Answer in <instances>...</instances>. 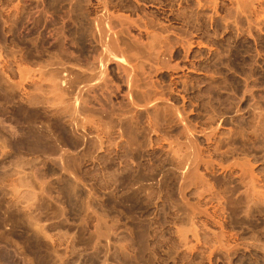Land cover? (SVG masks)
I'll return each instance as SVG.
<instances>
[{"label": "rangeland", "instance_id": "1", "mask_svg": "<svg viewBox=\"0 0 264 264\" xmlns=\"http://www.w3.org/2000/svg\"><path fill=\"white\" fill-rule=\"evenodd\" d=\"M105 1L106 3H109V5H112L110 6L111 12L113 10L116 11V13L112 12L113 15L121 11L119 14L130 16L132 22L133 20L137 21L139 18V21H142V25H140V22L138 23V21L137 25L144 26V29L147 27L145 30L149 32L145 33L144 29V31H142V27H134L136 25L135 21L133 24L127 20V25L132 23L133 25L131 27H133V29L128 28V34H125V28L130 25L124 27V20L122 26L123 29L122 31L120 30V32L119 23L116 22L117 19H115L114 23L116 22L118 25L114 23L113 25L117 26L115 29L118 28L117 31L121 33V36L119 35V37L115 34L119 43H117L114 36L109 34L112 39L114 38L113 42L117 43L115 48L112 46L107 48L105 45L100 47V44L105 40H101V43L99 42V33L96 31L94 32L96 28H92L94 25L91 24V19L93 16H96L97 18V16L100 15L102 11L101 5H103L101 4V0H0V78L1 76H4L0 81V85L2 84V81L4 84L0 86V119L3 117L0 121V143H3V146L0 144V152H6L5 154L3 152L1 153L2 155L0 154V200L2 198L0 203L2 204L3 201L6 203L3 202L2 205L0 204V238L2 237L0 239V264H22L16 260V258L10 263L5 260L3 262L2 256L14 255V251L16 253L15 255H26V257H28L27 255L29 254V258L33 260H30L31 263L29 262L28 264H264V0ZM103 2L104 1H102V3ZM115 5L119 10L114 7ZM98 9L100 10L98 11ZM98 12L100 13L98 14ZM122 17L124 16H120V18ZM143 22H145V25ZM61 30L63 32H61ZM117 31L115 33H117ZM90 32L95 33L94 35L92 34L93 37L97 35L95 37L97 40L92 38ZM62 33L63 37L67 36L66 38L64 37L65 40L64 38L62 39ZM149 34L156 35L154 36L156 37L154 39H157L155 42L156 44L160 43L162 47L160 48L159 45L158 48L162 50V54L165 53L167 60L164 55L160 54L161 52H157L154 54H158V58H156V60H158H155L154 62V54H150V52L147 53V50L150 48H148L151 42L150 38H152ZM157 36L162 37L159 39ZM122 37L128 41H124ZM68 38L70 41H68ZM154 39L152 40L154 41ZM95 41L98 43H95ZM120 41L122 43L125 42L126 44H122ZM141 42L145 46L147 45L148 49L146 48L144 51L143 48H145V46L143 45V47L140 45ZM161 42H163V45ZM63 45H66L68 50L67 47ZM109 45L111 44L108 43V46ZM103 47L105 49H103ZM138 47H140V49ZM61 48H63L65 52L70 50L69 56L72 54V56L74 55L73 58L72 56L70 58L68 53L67 56L65 53L62 54L61 50L63 49ZM156 48L157 46L155 45L154 49L157 51L158 48ZM38 49L40 56L39 54L34 53L35 51L37 52ZM71 49L73 51H71ZM102 49L104 51L110 49L108 53L106 52L108 55L105 54ZM112 49H117V54H120L121 52L125 58L128 56L127 58L129 60L130 54L134 51L131 60L139 62L136 63L138 71L136 76L134 75L136 74V68L133 69L135 67V62L127 59L129 62L134 63L133 68H131L130 66L133 64L127 62L126 59L121 61V64L124 65V67L126 65L128 66L127 68L130 67L129 69L131 71H129V69L126 71L125 69L127 68H124L122 65L119 66L120 62L118 63L117 61L119 59L114 56L116 51L114 53L110 52ZM149 50H151L152 53L153 49ZM127 51L130 52L126 53ZM135 51L137 53L139 51V54L137 55ZM54 52L56 53V56ZM101 54L102 57H104L102 62L105 61L106 65L105 63L103 65L101 62V59H103L99 57ZM134 54L136 56H133ZM148 54H150V56ZM152 55L154 58L151 57ZM52 56L55 60L59 58V61L54 60V63L58 64L55 65L56 67L53 66V64L50 65V67L52 66L59 69L60 72L62 68L59 67V65L63 62V66H60L70 71L67 73L65 72L66 70L63 69L64 71L62 70L60 72V77L67 79L65 80L66 82L61 80L63 83H67L66 85H63L65 90L70 89L69 93L68 91H64V94L68 93V95H72L75 86L77 84L78 86L82 85L81 82L83 80L85 83L89 80L91 81V79L94 81V78H96L95 80L99 79L95 76L99 77L100 74L96 75V73H98L97 71L99 69V71H101V69L104 70L105 66L106 71L104 70V73L106 76L108 75V81L110 80L109 82H106L107 85L110 82H114L110 83L111 88L110 84L107 88L105 87L107 85L104 84L105 78L103 79V83L102 80L100 81L102 78L101 76L99 82L97 80L98 83L94 81L97 85L100 83L98 86H94L95 83L91 81L92 85L95 87L94 91L99 94L92 92L91 90H93V88H90L89 95L91 96L92 93L94 95L96 94L97 98L95 97V99H98V102L101 98L100 104H105V107L109 106L105 109L102 104H98L97 100H90L89 98L92 96L89 97V95V98H83L87 101L90 100V104L93 102L91 105L92 108L93 105L94 108L96 106H101L107 113H110L107 114L104 113V111H99L100 109H96L99 112L97 113L94 108L93 110L90 106H87L89 109L84 110V112H90H85L87 115H85V118H82L84 113L81 112L83 110L82 108L79 115H82L81 118L84 119L83 121L80 120L81 123L83 122V125L87 122L85 121L86 118L89 117V123L96 118L94 117V113L98 114V116H100L99 114L104 116L98 117L95 115L100 120L98 118L94 119V122L90 123L91 128L89 127V123L85 128V124L84 129L86 131H84L87 134L85 132L83 133L87 136L88 142L77 141L78 144H76L77 146L74 148L67 145L65 150L69 149L71 151H66L67 153L63 155L61 153L65 146L58 149L59 147L52 143V137L48 136L49 128L47 131V129H45V127L42 128V126L41 128L37 125H35V127L34 125L33 127L31 126L32 131L36 128L35 132H40V134L43 133L41 138V140L43 139L42 141H37L33 134L30 135L26 133L28 129L27 120L29 115L31 116V113H34L38 120L50 117L51 119L56 118L65 122L70 119L69 112H67V115L63 114L64 117H61L62 114L60 112L57 113V115L55 114V116H52L51 112H49L52 108L44 102H39L43 101L40 98L41 96H39L41 95V92L39 95H37L38 93H35L36 89L40 90L49 80L50 82L51 80L52 82L58 81L57 85H61V83H59V80L61 79L59 78L60 73L58 70L57 73L55 71L56 69L53 70L52 67L51 70L53 71L51 72L49 63L47 62L50 58L53 61ZM146 56H149L150 59ZM14 57L16 58L14 59ZM18 57H21V60H19ZM1 59L5 60L3 61ZM60 59L62 61H60ZM163 60L165 62H162ZM17 61H20L17 64L20 66H24L25 63H28L29 66L25 65L26 68L24 67L25 70L23 69L24 73L29 72V70L27 71V68L29 67L28 69H30V67L33 66L31 68L32 70H30L31 72H29V76L32 75V77L35 78L36 74L35 79H37L41 72V75L43 74V71H41L43 69L39 70L40 68L38 67L43 66L44 68L45 65L46 67L48 66V69L44 70L48 73L46 72L43 74V77L46 76V79H38L39 82L38 80L33 82L31 77H28L30 78L29 82L26 81L25 78L28 73L25 74V78L23 75L17 73L16 69L20 68L19 70L21 71V68L23 67L18 66V68H16L15 65ZM46 62L48 64H46ZM66 62L70 64V66H73V64L75 65L76 63L73 67L79 68L81 71L89 69L88 71H90V73L85 70L87 75L91 74L92 70H95L96 73L95 75L91 74V77L89 75L87 76L86 73H84L85 71L82 72V74L79 69L76 70L73 67H68ZM82 62H84V64ZM7 64H9V66ZM148 66L152 69L148 68ZM35 67L37 68L34 70ZM121 67L126 73L128 71L131 73L134 70V74L132 73L133 76L129 75L130 73H127L128 76H130L128 78V76L125 75L126 73L121 71ZM139 67L144 69H142V71L141 69L138 70ZM14 68L16 69L13 70ZM70 68L74 70L71 72ZM119 69L121 73L118 72ZM33 70L35 72L39 71L40 73H34L32 72ZM149 70L151 71V75ZM13 71L15 76H13ZM77 71L80 73L78 72V75H74L73 72L77 74ZM139 71H148L150 78L153 77L151 81L153 86H155L154 88H157L158 92L160 90V94H162L161 97L164 98L162 99L163 102L160 100L159 104L155 106L146 105L147 108L143 105L145 104L143 103L145 101L142 97L144 96L143 98L145 99L147 96H145L144 93L142 94L143 96L141 95L142 97L139 96L142 91L146 89L145 87H142L143 76L141 77V75L144 73H141L140 75ZM62 72L65 73L63 74ZM30 73L32 74L30 75ZM104 73L102 74L104 75ZM81 74L82 76L80 77ZM148 74L145 73L144 77L145 75L149 76ZM19 75L20 79L21 77L25 79V82L21 79L22 84L20 81L16 80ZM62 75H66L67 77L71 75L69 77L70 79L76 76L84 78L82 80L76 77L74 79L79 81H75L74 79H69V81L66 76L64 78ZM47 76H55L53 78L56 80ZM131 76L132 79L136 77V79H134L137 81L138 78L140 79L141 83H139V81L134 82L133 80L132 82H134V84L138 83L141 87L139 86L137 90H135L136 88L134 89V85H131L134 91L132 93L130 89H127V92L130 90L127 93L126 88H130L128 81H131ZM39 77L41 78L40 75ZM120 77L123 78V80ZM125 77L128 79L127 82ZM12 78L15 79V82L12 81ZM6 80L11 88L15 85L10 83L11 81L14 83L18 82V84L20 83L21 85L19 84L17 86L16 84L18 88H12L14 93L11 92L12 90L8 93L7 90H9L10 87H8V83H5ZM42 81H45L46 83ZM68 81L70 82L69 84ZM71 81H74V83H71ZM105 81L107 80L105 79ZM32 82L36 83V85L39 83V85H37L39 88H37L35 84L33 85ZM41 83H44V85ZM101 83L105 86H102ZM125 83L128 87H126L127 85H125ZM113 84H116L117 86L119 85V88H116L117 86ZM69 85L73 87H71L73 90H71ZM100 85L102 86L100 87L102 91L104 89H109L111 92L115 91V93L111 94L109 90L108 91L111 95H107L106 93H108V91L106 92L105 90L100 93ZM34 86L36 88H34ZM23 88H26V93L25 90L24 92L21 91ZM30 88L34 92L30 90ZM115 88L118 90H115ZM15 90H17L21 97L17 96L18 94ZM28 91L29 94H27ZM135 91L139 92V95H137L138 93L135 95ZM123 92L126 93L122 94ZM10 93L12 95H10ZM30 93L32 94L30 95ZM86 93L87 92L84 93V96ZM101 94H104L106 97L103 96L109 101L107 102V100L105 101V98H102L103 96H99ZM120 94L122 95L120 96ZM126 94H129L128 98H130L131 95V98L128 100L131 104L133 101L137 103V108L134 102L133 104L135 105H132V108L135 106V110L130 108L131 105L127 106V103L129 104L128 101L125 103L128 99L124 98L127 97ZM34 95H36V97ZM68 95L66 94L67 97ZM94 95L92 97L93 99ZM123 95L125 96L123 97ZM22 96H25V98ZM29 96L32 97L30 98ZM108 96L111 99H109ZM81 97L80 101L81 99L82 101H85ZM21 98H23L25 102ZM14 100H17V102ZM94 101L97 103H94ZM138 101H141V103ZM160 103H162L163 106ZM7 104H10L11 106H9L11 108ZM43 104L46 105V107ZM90 104L88 103V105ZM15 105H18V107ZM36 105H39L40 107H36ZM110 105H112V108ZM2 107L5 108L3 109ZM118 108L121 111H119ZM107 109H109V111ZM22 112H25L26 114H22ZM59 114L61 115L59 116ZM117 114H120V116ZM125 114L127 116H130L131 114L133 115L127 117ZM11 115L13 119H11ZM116 115L117 117L123 118V121L121 118V123H119L120 119L116 118ZM24 116H26L27 119ZM91 117H93L92 120L90 119ZM64 118L67 120H64ZM95 120L96 122L99 121V123H95ZM4 121L7 124L14 125L18 129V135L16 137H11V135L8 134L9 132L6 131L7 129H3V127L7 125ZM94 123L95 127L96 124H98V132H96V129L93 126ZM23 124H25V126H23ZM81 125L82 124L78 126V131L80 133L83 131V128H80L82 127ZM105 127H110V130L108 129L109 132L113 131L111 135L108 134L110 137L102 134L103 131H106L104 130L106 129ZM119 129L124 132H119ZM184 130L186 133H184ZM3 131L6 132L4 133ZM96 133L99 135H96ZM105 133L107 134V131ZM44 134L47 135L45 136ZM119 134L124 135H122V137ZM127 134H129L128 137L125 136ZM92 135L93 137H89ZM102 135H104V137ZM129 136L131 137L129 138ZM45 137H49L50 139L47 140ZM190 138L191 140H189ZM14 139H16V141ZM39 143L41 146H37ZM42 143L44 147L42 146ZM52 149L56 150L53 151ZM74 150H76V152H74L75 155L72 153ZM44 153L46 155L48 153L47 156L49 157L53 155V157L51 156V159L49 160V157ZM71 153L74 155L73 157L71 156ZM191 154H193V156L197 155L201 160L198 161L199 165L196 168V172L192 173L193 171H190L191 173L188 172L190 175L188 174V176L186 174L187 177L185 175V178L182 179L180 176L183 177L185 171L190 168L185 167H187V164L192 162L196 157L192 158ZM24 155L27 157V163H25L26 161H23V158L25 160ZM27 155L29 157L30 155H33L31 156L32 158H30L34 159V161ZM57 155L63 156L61 159L62 161L64 159V161L62 162L60 160V163L62 162L61 164L66 161L68 156H71L63 166L67 168L71 167V173H75V176L79 175L78 178H81V180H78V178L76 180L77 182L79 181V183L74 182L75 179L72 181V174L70 180L67 175L69 172L66 174L64 169V174H61L62 169H60L59 162H56L57 159H55ZM44 157L47 160L46 162ZM52 158L56 161L52 160ZM21 161H23V163ZM66 163H68V166L70 164V166L68 167ZM182 163H186V166L183 164V168L180 167ZM34 164L35 166H33ZM44 164L45 166H42ZM57 164L59 166H57ZM179 164L181 165L179 166ZM32 166L34 168H37L38 166L39 171L38 168L34 169ZM40 166L43 167H41V171ZM1 168H3L4 171ZM51 168L55 170V176L57 174V176L59 177L60 175V177L58 178L56 176L54 178V176H52L50 177L51 181H48L49 177H46V173L47 176L54 175L52 172L53 169ZM179 168H181V171ZM184 168L186 169L185 171H183ZM29 169H31V171ZM33 170L38 171L36 174H41L39 176L41 178H38V176L34 177V174L31 173ZM28 171H30L29 174ZM43 171H45L44 174L42 173ZM12 172H15V174L18 172L22 174L18 173V176L16 174V179L14 177L15 174L13 175ZM30 173L33 176H31L32 179L29 176L31 175ZM9 174L12 176L11 178L13 182H9L11 180ZM20 175L22 177H19ZM7 176H9V180H6L8 179ZM42 177L48 179L47 181L50 183L44 181ZM21 178L25 180V182ZM40 179L44 181V184L45 182L47 184L44 186ZM184 179H187L188 181H185ZM37 180L41 181L40 184L45 187V193L48 192L47 189H50V192L53 194L52 201L55 199L58 204L64 202L65 204L62 203L63 207H66L61 209L62 204H59L58 206L56 203H51V198H47L48 196L46 197V195L52 196L49 192V194L47 193L45 196L42 195L44 194V189H42L39 184L38 186L41 187V189H38L39 187L36 184L38 182ZM85 180L88 183L85 182ZM1 181H3L2 184ZM17 181H19V183H17ZM53 181L55 182V185ZM59 181L61 184H59ZM80 181L85 182V189L82 183L80 184ZM179 181L180 183L182 182L185 188L181 186L182 184H179ZM6 182H9L7 184L10 186H18V184H20V186L23 185V187H21L23 191H20L21 188L18 190L16 189L19 187L14 186V190L12 188L13 191L16 189L17 193L19 191L20 194L18 193V195H20L22 200H19L17 193L13 195L10 194L12 192H8L11 190L10 188L12 186L7 187ZM15 183H17V185ZM25 183L32 190L28 189ZM76 183L80 184L78 187L81 189L80 191H78V188L76 190L75 186H78ZM3 184L4 186H1ZM50 185H54L52 186V189L51 187H48ZM5 187L10 190L5 189ZM53 187H55V189ZM26 188L29 191H27ZM53 190L59 191L60 194ZM85 190H89L90 193ZM22 192L23 194H21ZM36 192H40L38 193L39 195L36 194ZM56 193H58L59 196L61 195L59 197L60 199L57 198L60 201L56 199ZM74 193H76V195H73ZM8 194L13 195V198L9 195L10 198ZM25 195L27 198L29 196L31 197L27 200ZM14 196H16L15 199ZM33 196L37 198L32 202L31 200H33ZM39 196H41L40 199ZM76 196L77 198H75ZM17 198L18 200H16ZM37 199L39 202L36 201ZM41 199L43 201L45 200L44 203H46V205ZM26 200L30 202L26 204ZM7 201L10 203L7 204ZM22 202L26 205L34 203L31 206L28 205V209L29 206L32 207L29 210L27 209L29 212L25 213L27 207L24 208L25 206H23L24 203ZM35 202L37 207L35 206ZM38 203H43L44 205H38ZM10 204L13 205L11 206ZM17 204L23 205H21L22 207L18 205L17 208L19 209H17ZM85 204L89 206H86ZM55 205H57V207L61 206L58 208L59 210L56 209ZM38 206L40 207L38 208ZM51 207L54 208L52 209ZM11 208L12 211H9ZM23 208L25 210L24 212H22ZM86 208H88L87 214L84 213ZM5 209V213H9L8 216L3 213ZM31 209L33 210L31 213L32 215L34 214V217L29 215ZM17 210L19 211L18 213H16ZM26 214L30 216L27 215L29 220L31 217L33 219L36 217L35 220H33L34 224L28 222L29 220L28 217L25 216ZM10 216L12 217L10 218ZM23 216L26 218H23ZM7 220L8 222L10 220L13 222L15 221V223L10 221L9 224ZM3 222L4 224H2ZM13 224L16 228L19 227V229L13 227ZM28 225L29 227H27ZM11 230H13V233ZM8 231H10V233ZM2 239L4 241H2ZM8 248H12V250L9 249L8 251Z\"/></svg>", "mask_w": 264, "mask_h": 264}, {"label": "bare ground", "instance_id": "2", "mask_svg": "<svg viewBox=\"0 0 264 264\" xmlns=\"http://www.w3.org/2000/svg\"><path fill=\"white\" fill-rule=\"evenodd\" d=\"M96 1H97V0H96ZM102 1H104V2L102 3ZM134 1H135V0H134ZM99 2H100V1H99ZM107 2H109V1H107ZM112 2H113V1H112ZM112 2H111V4H112ZM97 4H100V3H97ZM97 4H96V5H97ZM101 4H103V5H101V6H102V11H103V12L101 11L102 15H101L100 12H98V14L100 13V15L97 14V15H98L97 18L100 17V18H98V19L96 18V16H95V17L93 16L94 19H93V18H92L93 20L91 19V21H92L91 24H93L94 26H92V25H91V26H92V28H93V27L96 28V30H94V32L96 31V32L99 33V34H98V38H99L98 40H99V42L101 43V42H102L101 40H105V41H103L104 44H103V43H101V44L99 43V44L101 45L100 47H102L103 45H105L107 48L110 47V46H112V47L115 48V46L117 45V43H119V40L117 41V37H119V35L121 36V33H120V32H121L122 29H123V28H122L123 23L125 22V25H124V27H125V26L127 25L128 21H129V22H132V18H131L130 16H126V15H124V14H121V15H120L119 13H120L121 11H120L119 13H117V14L120 15V16H124V17L120 18V16H118L117 14H114V15H113L112 12H115V13H116V11L113 10V11L111 12V11H110V10H111V9H110V6H112V5H109V3H106L105 0H101ZM118 4H119V3H118ZM98 6H99V5H98ZM119 6H120V5H119ZM119 6H117V7H119ZM114 7L116 8V5H115ZM124 7H125V6H124ZM124 7H123V8H124ZM119 8H120V7H119ZM112 9H114V8H112ZM116 9H118V8H116ZM116 9H115V10H116ZM124 9H125V8H124ZM124 9H123V10H124ZM127 9H128V8H127ZM99 10H100V9H98V11H99ZM118 10H119V9H118ZM118 10H117V11H118ZM123 10H122V11H123ZM127 12H128V11H127ZM122 13H123V12H122ZM129 13H130V12H129ZM129 13H128V14H129ZM103 14H104V15H103ZM101 16H102V17H101ZM125 16H126V17H125ZM90 17H91V16H90ZM128 17H129V18H128ZM88 18H89V17H88ZM127 18H128V19H127ZM136 18H138V17H136ZM136 18H135V19H136ZM115 19H117L116 22L119 23V27H120V28H119V31L121 30L120 32L117 31L118 28L115 29V27H117V26L113 25ZM130 19H131V20H130ZM47 20H48V19H47ZM86 20H87V19H86ZM124 20H125V21H124ZM127 20H128V21H127ZM139 20H140V19L138 18V20H137L138 23L140 22L139 24L142 25V23H141L142 21H139ZM93 21H94V23H93ZM123 21H124V22H123ZM134 21L136 22V25H135L134 27H138L139 25H137L138 23H137L136 20H133L132 23L134 24V23H135ZM26 22H27V20H26ZM63 22H64V21H63ZM116 22H115L114 24H117ZM132 23H129V24L127 25V26L130 25L129 27L126 26L127 28H125V29H126L125 34L128 32L129 29H131V28L133 29V27H131V26L133 25ZM143 23H144V25H145V22H143ZM146 23H148V22H146ZM117 25H118V24H117ZM147 25H148V24H147ZM63 27H64V26H63ZM141 27H142V26H139L138 28H141ZM148 27H149V26H148ZM59 28H60V27H59ZM92 28H90V29H92ZM112 28H113L115 31H114ZM128 28H129V29H128ZM138 28H137V30H138ZM57 29H58V28H57ZM110 29H111V31L114 32V33H112V32L110 31ZM127 29H128V30H127ZM143 29H144V26H143L142 29H141L142 31H144L145 29H147V27H146L144 30H143ZM58 30H59V29H58ZM63 30H64V29H63ZM139 30H140V29H139ZM141 30H140V31H141ZM55 31H56V30H55ZM89 31H92V30H89ZM116 31H117V33H115ZM123 31H124V30H123ZM61 32H63V31L61 30ZM94 32H93V33L90 32V34H91V36H92L93 39H95V37L97 36V35H95V37H93V35L95 34ZM129 32H130V31H129ZM146 32H147V30H145V33H146ZM148 32H149V31H148ZM148 32H147V33H148ZM87 33H89V32H87ZM87 33H86V35H87ZM101 33H102V35H101ZM118 33H119V34H118ZM137 33H138V32H137ZM65 34H66V32H65ZM92 34H93V35H92ZM109 34H111V35L114 36V37L117 35V37H115V40L117 41V43H116V42H113L114 38L112 39V38L110 37ZM115 34H116V35H115ZM127 34H128V33H127ZM139 34H140V33H139ZM122 35H124V34H122ZM147 35H148V34H147ZM149 35H150V37H152V38H150V39H151V40H150L151 42L149 41V42H150V46H148V48L150 47L149 49H153V50H152V53H151V50H149V49L147 48V45L145 46V45L142 44V42H141L140 45H142V46L144 45V46H145V48H143V50L145 51L146 48H147V49L149 50V51L147 50V53L150 52V54H154V53L156 54L157 52H161L162 50H160V48H161L162 46L160 45V43H159V44H156L155 41H156L157 39H156V40L154 39V38H156V37H154V36H156V35H155V34H154V35H153V34H149ZM151 35H153V36H151ZM61 36H62V39L65 37V36L63 37V33H62ZM91 36H90V37H91ZM66 37H67V36H66ZM66 37H65V38H66ZM126 37H127V36H126ZM136 37H137V36H136ZM139 37H140V36H139ZM146 37H147V36H146ZM161 37H162V36H161ZM161 37H160V36H157V38H159V39H161ZM164 37H165V36H164ZM59 38H60V37H59ZM65 38H64V40H65ZM122 38L124 39V37H122ZM131 38H132V37H131ZM40 39H41V38H40ZM126 39H127V38H126ZM134 39H135V38H134ZM138 39H139V38H138ZM152 39H154V41H153ZM159 39H158V40H159ZM95 40H97V38H96ZM121 40H122V39H121ZM129 40H131V39H129ZM135 40H136V39H135ZM148 40H149V39H148ZM163 40H164V39H163ZM165 40H166V38H165ZM68 41H70L69 38H68ZM109 41H110V42H109ZM111 41H112V42H111ZM124 41H128V40H125V39H124ZM93 42H94V41H93ZM120 42H121V41H120ZM122 42H123V40H122ZM122 42H121V43H122ZM129 42H130V41H129ZM129 42H128V43H129ZM135 42H136V41H135ZM152 42H153V43H152ZM154 42H155V43H154ZM163 42L166 43L165 41H163ZM163 42H161V44H162ZM95 43H98V42L95 41ZM108 43L111 44V45L108 46ZM121 43H120V45H121ZM137 43H138V42H137ZM157 43H158V42H157ZM32 44H34V43H32ZM59 44H60V43H59ZM113 44H114V45H113ZM122 44H126V43L124 42V43H122ZM131 44H132V43H131ZM145 44H147V43H145ZM153 44H154V45H153ZM132 45H133V44H132ZM135 45H136V44H135ZM140 45H139V46H140ZM155 45L157 46V48H158L159 45H160V48H158L157 51L154 49V48H155ZM162 45H163V44H162ZM41 46H42V45H41ZM63 46H66V45H63ZM105 46H104V47H105ZM125 46H126V45H125ZM133 46H134V45H133ZM144 46H143V47H144ZM39 47H40V46H39ZM39 47H38V48H39ZM66 47H67V46H66ZM104 47H103V49L106 48V47H105V48H104ZM112 47H111V48H112ZM140 47H141V46H140ZM140 47H138V48L140 49ZM21 48H22V47H21ZM64 48H65V47H64ZM135 48H136V46H135ZM138 48H137V50H138ZM157 48H156V49H157ZM58 49H59V47H58ZM58 49H57V50H58ZM61 49H63V48H61ZM61 49H60V50H61ZM97 49H98V48H97ZM103 49H102V51H104ZM16 50H17V49H16ZM31 50H32V49H31ZM31 50H30V51H31ZM63 50H64V49H63ZM63 50H61V51H62V54L65 53L66 56H67V53H68V56H69V52H70V50H69L68 52H65L66 48H65L64 51H63ZM67 50H68V47H67ZM67 50H66V51H67ZM109 50H110V49H108V51H109ZM121 50H125V49H121ZM121 50H120V51H121ZM126 50H127V49H126ZM137 50H136V51H137ZM159 50H160V51H159ZM14 51H15V50H14ZM18 51H19V50H18ZM34 51H35V50H34ZM58 51H59V50H58ZM71 51H73V50L71 49ZM100 51H101V50H100ZM102 51H101V52H102ZM108 51L105 50V51H104L105 54H107ZM115 51H116V54H117V52H118L117 49H116V50H115V49H112V51H110V52H111V53H112V52L114 53ZM120 51H119V52H120ZM136 51H135V52H136ZM37 52H38V53H37ZM37 52L35 51L34 53L39 54V53H40V52H39V49H38ZM42 52H43V51H42ZM106 52H107V53H106ZM123 52H124V51H123ZM129 52H130V51H127L126 53H129ZM21 53H22V52H21ZM48 53H49V52H48ZM54 53H55V52H54ZM133 53H134V51H133ZM133 53H132V54H133ZM65 54H64V55H65ZM70 54H71V53H70ZM116 54H115L114 56H115L116 58L119 59V60H117V61H118V63L120 62L119 66H121V65H122V64H121V63H122L121 61H124V59L127 60V59H128V58H127L128 56L125 58L121 52H120V54H119V53H118L117 55H116ZM132 54H130V56H129V58H130V60L128 59L129 61H132V60H131V59H132V58H131ZM136 54L138 55V54H139V51H138V53L136 52ZM150 54H148V55L150 56ZM155 54H154V57H155V58L153 57V55L151 56L152 58H154V62H155L156 58H158V57H157L158 54H157V55H155ZM160 54H162V52H161ZM50 55H51V54H50ZM59 55H60V54H59ZM97 55H98V54H97ZM107 55H108V54H107ZM110 55H111V54H110ZM110 55H109V56H110ZM112 55H113V54H112ZM162 55L165 56V53L162 54ZM162 55H161V56H162ZM12 56H13V54H12ZM19 56H21V55H19ZM34 56H35V55H34ZM39 56H40V54H39ZM48 56H49V55H48ZM55 56H56V53H55ZM55 56H54V57H55ZM71 56H72V54H71L69 57L71 58ZM73 56H74V55H73ZM73 56H72V58H73ZM109 56H108V57H109ZM133 56H136V55L134 54ZM149 56H146V57H149ZM164 56H163V57H164ZM25 57H26V56H25ZM25 57H24V58H25ZM46 57H47V56H46ZM57 57H58V56H57ZM64 57H65V56H64ZM75 57H76V56H75ZM99 57L103 58V59H101V62H102V60H104V57H102V54L99 55ZM105 57H106V56H105ZM111 57H112V56H111ZM115 57H114V58H115ZM122 57H124V58H122ZM137 57H138V56H137ZM8 58H9V57H8ZM12 58H13V57H12ZM15 58H16V57H14V59H15ZM18 58H19V57H18ZM20 58H21V57H20ZM20 58H19V60H21ZM40 58H41V57H40ZM49 58H50V57H49ZM52 58H53V56H52ZM65 58H66V57H65ZM65 58H64V59H65ZM67 58H68V57H67ZM70 58H69V59H70ZM88 58H89V57H88ZM116 58H115V59H116ZM152 58H151V59H152ZM160 58H161V59H164V58H162V57H160ZM168 58H169V57H168ZM22 59H23V57H22ZM30 59H31V58H30ZM43 59H45V58H43ZM50 59H51V58H50ZM50 59H49V61H50ZM58 59H59V58H58ZM58 59L55 60V59L53 58V61H52V59H51L50 62L47 61V62L49 63V68H50V70H51V67H52V66L50 67V65L53 64V66H55L56 64H58V63H56V64L54 63V60H55V61H59ZM143 59H144V58H143ZM146 59H147V58H146ZM149 59H150V57H149ZM161 59H160V61H161ZM165 59H166V56H165ZM165 59H164V60H165ZM1 60H3V59H1ZM4 60H5V59H4ZM4 60H3V61H4ZM6 60H7V59H6ZM8 60H10V59H8ZM16 60H17V59H16ZM45 60H47V59H45ZM45 60H44V61H45ZM71 60H73V59H71ZM71 60H70V62H71ZM86 60H87V59H86ZM88 60H89V59H88ZM95 60H96V59H95ZM128 60H127V62H129ZM136 60H137V59H136ZM157 60H158V59H157ZM157 60H156V61H157ZM164 60H163L162 62H165ZM166 60H167V59H166ZM22 61H23V60H22ZM29 61H30V60H29ZM31 61H33V60H31ZM36 61H38V60H36ZM60 61H62V60L60 59ZM97 61H99V60H97ZM114 61H115V60H114ZM19 62H20V61H19ZM19 62L17 61L16 65H15L16 68H18V66H19V67H22V66H23V65H22V66L17 65ZM24 62H25V61H24ZM47 62H46V64H48ZM52 62H53V63H52ZM86 62H87V61H86ZM132 62H135V61H132ZM132 62H129V63L133 64L132 66H130L131 68H133V66H134V63H132ZM4 63H5V62H4ZM38 63H39V62H38ZM43 63H45V62H43ZM50 63H51V64H50ZM62 63H63V62H62ZM62 63H60V65H62ZM64 63H65V62H64ZM66 63H67V62H66ZM82 63L84 64V62H82ZM87 63H88V62H87ZM87 63H86V64H87ZM90 63H91V62H90ZM94 63H96V62H94ZM102 63H103V65H104L105 61L102 62ZM115 63H117V62H115ZM136 63H139V62L136 61V62H135V67L133 68V69L136 68V69H135V71H136L135 73H136V74H134V70H133V72L130 73V72H129V71H131V70L129 69L130 67L127 68V67H128L127 65H126L125 67H124V65H122V66H123L124 68H127V69H125L126 71L129 69V71L127 72L128 74L130 73L129 75H132V76H133V74H134V75L136 76L137 73H138V71H137V67H136ZM157 63H158V62H157ZM159 63H160V62H159ZM167 63H168V62H167ZM10 64H11V63H10ZM67 64H68V63H67ZM67 64H66V65H67ZM79 64H80V62H79ZM4 65H5V64H4ZM7 65L9 66V64H7ZM25 65H28V63H27V64L25 63ZM25 65L21 68V69H22L21 71L19 70L20 68H18V69L14 68L13 70L16 69V70H17V73L23 75L24 78L27 76L25 79H26V81H28V82H29V79H30V78H28V77H31V80H32L33 82H36V80H38V79H39V80H40V79H41V80H44V78H45L46 76L43 77V74H45V73L47 72V71H44V70H45V69L47 70V69H48V66L46 67L45 64H44V65H45L44 68H43V66H40V65H39L40 67L37 66L38 68H40L39 70L43 69V70H41V71H43V74H42V75H41L42 72L40 73L39 71H38V72H35V71H34V70L37 68V67H35L34 70H33L32 72H34V73H40L39 75L41 76V78H40L39 75H38L37 79H35V78H36V74H35V78L32 77V75H31L32 73H30L31 76H29V72H31L30 70H32L31 68H32L33 66L30 67V69H28V68H29V67H28L29 65H28V66H27V67H28V68H27V71L29 70V72H25V73H24V70H25V68H26ZM42 65H43V64H42ZM60 65H59V67H61L62 70H63V69L66 70L65 68L62 67L63 65H62V66H60ZM75 65H76V63H75ZM75 65L73 64V66H75ZM99 65H100V62H99ZM105 65H106V63H105ZM137 65H140V64H137ZM161 65H162V64H161ZM165 65H166V64H165ZM57 66H58V65H57ZM67 66L69 67L70 64H68ZM73 66L71 65L70 67L72 68ZM82 66H83V65H82ZM86 66H87V65H86ZM117 66H118V64H117ZM119 66H118V67H119ZM1 67H3V66H1ZM6 67H7V66H6ZM24 67H25V68H24ZM41 67H42V68H41ZM45 67H46V68H45ZM55 67H56V66H55ZM59 67H57V68H59ZM76 67H77V66H76ZM78 67H79V66H78ZM93 67H94V66H93ZM103 67H104V66H103ZM105 67H106V66H105ZM105 67H104V70L106 71ZM52 68H53V70L56 69V68H54V67H52ZM66 68H67V67H66ZM71 68H70V69H71ZM73 68H75V67H73ZM80 68H82V67H80ZM85 68H86V67H85ZM87 68H88V67H87ZM96 68H97V67H96ZM99 68H101V67H99ZM99 68H98V69H99ZM121 68H122V67H121ZM148 68H151V67L148 66ZM148 68H147V69H148ZM2 69H3V68H2ZM9 69H10V68H9ZM23 69H24V70H23ZM68 69H69V68H68ZM75 69L77 70V69H79V68H75ZM91 69H93V68H91ZM140 69H141V68L139 67L138 70H140ZM142 69H144V68H142ZM142 69H141V71H142ZM145 69H146V68H145ZM151 69H152V68H151ZM155 69H156V68H155ZM7 70H8V69H7ZM10 70H11V69H10ZM53 70H51V72H52ZM57 70H58V72H59V69H56L55 71L57 72ZM62 70H61V71H62ZM64 70H63V71H64ZM72 70H74V69H71V72H72ZM85 70L88 71L89 69H84V70H82V71L79 69V71H80L81 73L84 72ZM99 70H100V69H99ZM99 70L97 71L98 73H96L95 70H92V73H91V74H92V75H93V74L95 75V73H96V75H99V74H100V76H101L102 78H101L100 76H99V77H98V76H95V77H97V78H99V79L101 78L100 81L102 80V83H103V79L105 78L107 81H105V79H104V84L107 85L106 82H109V81H110V80L108 81V75H107V76L105 75L104 70H102V69H101V71H99ZM107 70H108V69H107ZM18 71H19V72H18ZM48 71H49V70H48ZM61 71H60V72H61ZM68 71H69V70H66L65 72L68 73ZM79 71H77V74H75V72H73V74H74V75H78V72H79ZM93 71H94V72H93ZM102 71H103V72H102ZM121 71H124L123 68L121 69ZM126 71H124V72L126 73ZM149 71H150V70H149ZM20 72H22V73H20ZM58 72H57V73H58ZM60 72H59V73H60ZM65 72H64V73H65ZM69 72H70V71H69ZM80 72H79V73H80ZM118 72H120V69L118 70ZM139 72H140V71H139ZM2 73H3V72H2ZM15 73H16V72H15ZM23 73H24V74H23ZM26 73H28V74H26ZM34 73H33V76H34ZM47 73H48V72H47ZM49 73H50V72H49ZM62 73H63V72H62ZM64 73H63V74H64ZM67 73H66V75H67ZM84 73H86V75H87V72H86V71H85ZM88 73H90V71H88ZM102 73H104V75H105L106 77H105ZM120 73H121V72H120ZM120 73H119V74H120ZM125 73H124V74H125ZM127 73L125 74L126 76H128ZM132 73H133V74H132ZM141 73H144V74L147 73V74H148V71H147V72H140V75H141ZM149 73H150V75H151V71H150ZM154 73H155V72H154ZM7 74H8V73H7ZM10 74H11V73H10ZM25 74H26V76H25ZM50 74H51V73H50ZM53 74H54V72H53ZM69 74H70V73H69ZM73 74H72V75H73ZM82 74H83V73H82ZM82 74L80 75V77L82 76ZM91 74H88V75L91 77V76H92ZM106 74H107V72H106ZM144 74L141 75V77L143 76V77H142V87H145L146 89L143 90V89L140 88L141 90H143L142 93L140 92L141 94L139 95V92L135 91V92H136L135 95L138 93L137 95L141 96V95L144 93V95L147 96V97H145V99H144V98H143L144 96H143V95H142L143 97L141 96L142 99L145 101V102H143V103H145V104H143V105H144L145 107H146V105H147V106H155V105L159 104L160 100H161V102H163L162 99H164V98L161 97L162 94H160V90H159V92H158V91H157V88L155 89V88H154L155 86H153V83H152V81H151V79L153 78V77H152V76H153V73H152V76H151L152 78H150V75H149V74H148L149 76H146V75H145V77H144ZM1 75H3V74H1ZM4 75H5V74H4ZM51 75H52V74H51ZM56 75H59V74H56ZM66 75H62V76H64V78H65ZM74 75H73V76H74ZM84 75H85V74H84ZM88 75H87V76H88ZM125 75H124V76H125ZM13 76H15V75H14V71H13ZM60 76H61V73H60V75H59V78H61L60 80L57 78L58 76H57L56 78L60 81L59 83H61V85H60V84L57 85V82H58V81H56V82H52V80H51V82H50V80H49L48 83H46L45 81H42V82L46 83V85L43 86V87H41L40 90H42V91H40L39 89H36V92H35V93H36V94L38 93L37 95H39V93L41 92V95H39V96H41L40 98H41L43 101H39V102H44V103L48 104L49 107L52 108V109L50 108V109H51L50 111L48 110L49 112H51L52 116H55V114L57 115V113L60 112L62 115L59 114V116L61 115V117H64V115H67V112H69V114H70V116H69L70 119H69L68 121H65V122H64V121H61L60 119H56V118H52V119H51L50 117H49V118H46V119H40V120H38V119L36 118L35 114H34V113H31V116L28 114V115H29L28 120H27V123H28V124H27V125H28V129H27V132H26V133H28V134H30V135L33 134V136H35V138L37 139V141H42L43 139L41 140V138H42L43 133L40 134V132H35L36 128H35L34 131H32L31 126L33 127V125H34V127H35V125H37V126H39V128H41V126H42V128L45 127V129H47V131H48V128H49V135H48V136H51V137H52V138H51V139H53V142H52V143H54L57 147H59L58 149H61L62 146H65V148L62 149V153H61V154L63 155V154H66L68 151H71V150H69V149L65 150L67 145H70L71 147L74 148L75 146H77L76 144H78L77 141H87V142H88V138H87V136H85V134H84L83 132L86 131V130L84 129V126H85V124H86L85 128L87 127V124L89 123V119H88L89 117L87 116L88 118L85 119V121H87V122H86L84 125H83V122H82V123L80 122V120L83 121L84 119H82V118H83V117L85 118V115H87V114H85L86 111L84 112V110L89 109V108H87V106H90V107L92 108L91 105L93 104V102H92V104H90V102H91L90 100H91V99H92V100H95V101L97 100V102H98V99H95V97L97 98V95H96V94H95V95H96V96H95V95L92 93V94L94 95V99L92 98V97H93L92 94H91L92 97L89 95V94H90L89 89H90V88H93V90H91V89H90V90H91L92 92H94V93H98V92L94 91V88H95L94 86H95V85L98 86L100 83L97 85V83L99 82V79H97V80H98V82H97V80H95L96 78H94V81L97 82V83H95V82L92 81V79H91V81L95 83L94 86H93V85H92V82L88 79L87 76H86V78H87L89 81H88V82H85V83L83 82V81H84V80H83L84 77L80 78V77H77V76H76L77 78H80V79L83 80V81L81 82L82 85L78 86V84H77V85L75 86V88H74V92H73V94H72V95H71V94L68 95L70 89H69V90H67V89L65 90V87H64L63 85H66L67 83H63V82H62V81L66 82L65 80H67V79H63V77H60ZM70 76H71V75H70ZM70 76H68V77L66 76V78H68V80H69V79H70V78H69ZM124 76H123V77H124ZM132 76H131V81H128V79L125 77V78L127 79L126 82L128 81V82H129L128 84H129V86H130V88H126V92H127V89H130L131 92L133 93L134 90H133V88L131 87V85H132V86L134 85V89L136 88L135 90H137V88L140 86V85H138V83H135V84H134V82H136L137 80H135L136 77H134L135 79H134V78L132 79ZM8 77H9V76H8ZM19 77H20V75L18 76V78H19ZM47 77H49V76H47ZM50 77H51V79H52V78L55 77V76H53V77L50 76ZM50 77H49V78H50ZM76 77H74V78H76ZM90 77H89V78H90ZM121 77H122V76H121ZM121 77H120V78H121ZM129 77H130V76H128V78H129ZM138 77H139V75H138ZM138 77H137V78H138ZM1 78L3 79L4 76H1ZM1 78H0V81L2 80ZM6 78H7V77H6ZM18 78H16V80H17V81H20L21 84H22V80H24L23 82H25V79H23L22 77H21L22 80H21L20 78H19V79H20V80H19ZM42 78H43V79H42ZM49 78H48V79H49ZM74 78H71L70 80H73ZM139 78H140V77H139ZM139 78H138V81H139V83H141ZM7 79H8V78H7ZM12 79H13V78H12ZM45 79H46V78H45ZM48 79H47V80H48ZM121 79L123 80V78H121ZM9 80H10V79H9ZM9 80H8V81H9ZM14 80H15V79H13L12 81H14ZM31 80H30V81H31ZM34 80H35V81H34ZM39 80H38V82H39ZM53 80H56V79L53 78ZM61 80H62V81H61ZM70 80H69V81H70ZM74 80H75V81H79V80H76V79H74ZM132 80H133L134 82H132ZM12 81H11L10 83L15 84V85H13V86L11 85L12 88L17 89V88H18L17 86H18L20 83L18 84L17 81H16L17 83H14L15 81H14V82H12ZM69 81H68V84L70 83ZM80 81H81V80H80ZM138 81H137V82H138ZM33 82H32V84H33V85H34V84L36 85V83H33ZM38 82H37V83H38ZM40 82H41V81H40ZM49 82H50V83H49ZM89 82H91V83H89ZM122 82H124V81H122ZM0 83H1V82H0ZM5 83H6V84L8 83L7 80H6ZM44 83H41V84L44 85ZM71 83H74V81H73V82L71 81ZM76 83H77V82H76ZM76 83H75V84H76ZM81 83H79V84H81ZM102 83H101V85H102V86H105V85H103ZM110 83H114V82H110ZM110 83H109V84H110ZM131 83H132V84H131ZM2 84H3V81H2ZM2 84H1L0 86H2ZM16 84H17V86H16ZM21 84H20V85H21ZM23 84H24V83H23ZM27 84H28V83H27ZM75 84H74V85H75ZM109 84H108L107 86H105V87L108 88ZM3 85H4V84H3ZM8 85H9V83H8ZM37 85H39V83H38ZM37 85H36V86H37ZM71 85H72V84H71ZM101 85L99 86V88L102 87ZM113 85H116V84H113ZM113 85H112V86H113ZM125 85H127V84L125 83ZM6 86H7V85H6ZM14 86H15V87H14ZM23 86H24V85H23ZM31 86H32V85H31ZM116 86H117V85H116ZM3 87H4V86H3ZM8 87H10V85H9ZM69 87L71 88L72 86L69 85ZM126 87H128V85H127ZM140 87H141V86H140ZM10 88H11V87H10ZM10 88H9V90H7L8 93H9L10 90H12V88H11V89H10ZM19 88H21V87H19ZM34 88H36V87L34 86ZM34 88H33V89H34ZM37 88H39V87L37 86ZM67 88H68V87H67ZM72 88H73V87H72ZM72 88H71V90H73ZM96 88H98V87H96ZM110 88H111V84H110ZM116 88H119V85H118ZM116 88H115V90H118V89H116ZM6 89H7V88H6ZM25 89H26V88H23V90H21V89H20V90L24 92ZM30 90H32V89L30 88ZM30 90H29V91H30ZM37 90H38V91H37ZM95 90H96V89H95ZM97 90H98V89H97ZM99 90H101L100 93H102V92H104L105 89L102 91V89L100 88ZM108 90H109V89H107V90H105V91L107 92ZM119 90H120V89H119ZM130 90H129V91H130ZM5 91H6V90H5ZM15 91L17 92V90H15ZM18 91H19V89H18ZM29 91H28L27 94H29ZM32 91H33V90H32ZM32 91H30V92H32ZM64 91H65V92L68 91V93H66V94L68 95V97L66 96V94H64ZM109 91H110V90H109ZM109 91H108V93H106L107 95L110 94V93H111V94H114V93H115V91H114V92L112 91L113 93H112L111 91H110V93H109ZM129 91H128V92H129ZM11 92L14 93V90H12ZM23 92H20V93H23ZM33 92H34V91H33ZM33 92H32V93H33ZM71 92H72V91H71ZM85 92H87V93L89 92V93H88V94L86 93L85 96H84V93H85ZM116 92H117V91H116ZM126 92H123L122 94H125ZM128 92H127V93H128ZM25 93H26V90H25ZM32 93H30V95H31ZM17 94H18V92H17ZM98 94H99V93H98ZM104 94H105V93H104ZM104 94H103V95H104ZM111 94H110V95H111ZM122 94H120V96H121ZM129 94H131V93H129ZM129 94H128V95L126 94L127 97H124L125 95H123V97H124V98H128ZM164 94H165V93H164ZM10 95H12V94L10 93ZM21 95H22V94H21ZM63 95H64V96H63ZM86 95H87V97H86ZM88 95H89V97H91V98H89ZM103 95L101 94V95H99V96H103ZM17 96H20V95L18 94ZM25 96H26V95H25ZM25 96H22V97L25 98ZM34 96L36 97V95H34ZM81 96H82V97H81ZM99 96H98V97H99ZM104 96H105V95H104ZM104 96H103L102 98H105V97H106V96H105V97H104ZM20 97H21V96H20ZM29 97L31 98L32 96H29ZM80 97H81V98L85 97L86 99L89 98L90 100L87 101L85 98H83V100H85V101H82V99H81V101H80ZM110 97H111V96H110ZM123 97H122V98H123ZM141 97H140V98H141ZM27 98H28V95H27ZM99 98H100V97H99ZM108 98H109V96H108ZM130 98H131V95H130ZM130 98H128L127 100L125 99V100H126L125 103H127V101H128ZM6 99H7V98H6ZM11 99H12V98H11ZM16 99H18V98H16ZM19 99H20V98H19ZM21 99L23 100V98H21ZM109 99H111V98H109ZM27 100H29V99H27ZM27 100H26V101H27ZM39 100H40V99H39ZM100 100H101V98H100ZM100 100H99V102H98L99 105L102 104V103L100 104ZM103 100H104V99H103ZM106 100H107V99L105 98V101H106ZM123 100H124V99H123ZM131 100H132V99H131ZM14 101H15V100H14ZM23 101H24V100H23ZM30 101H31V100H30ZM30 101H29V102H30ZM36 101H37V100H36ZM89 101H90V102H89ZM95 101H94V103H97V102H95ZM108 101H109V100H107V102H108ZM15 102H17V100H16ZM24 102H25V101H24ZM24 102H23V103H24ZM33 102H34V101H33ZM102 102H103V101H102ZM128 102H129V104L127 103V106H128V105H131V107H130L131 109H134L135 106H136V108H137V103H136V102L133 101L136 105L133 104L132 101H131L132 104L130 103V101H128ZM138 102H139V101H138ZM21 103H22V101H21ZM27 103H28V102H27ZM35 103H36V102H35ZM88 103H89L90 105H88ZM105 103H106V102H105ZM139 103H141V101H140ZM13 104H14V103H13ZM25 104H26V103H25ZM38 104H39V103H38ZM107 104H108V103H107ZM160 104L162 105V103H160ZM1 105H3V104H1ZM7 105H8V104H7ZM7 105H6V107H7ZM9 105H10V104H9ZM9 105H8V106H9ZM27 105H28V104H27ZM43 105H44V104H43ZM96 105H97V104H96ZM102 105H103V104H102ZM104 105H105V104H104ZM104 105H103V106H104ZM132 105H135V106L132 108ZM161 105H160V106H161ZM10 106H11V105H10ZM10 106H9V107H10ZM15 106L18 107V105H15ZM29 106H30V105H29ZM33 106H34V105H33ZM37 106H39V105H36V107H37ZM40 106H41V104H40ZM40 106H39V107H40ZM44 106L46 107V105H44ZM108 106H109V105H108ZM108 106H106V107H108ZM110 106H111V108H112V105H110ZM113 106H114V105H113ZM162 106H163V105H162ZM30 107H31V106H30ZM96 107H97V106H96ZM96 107L94 108V105H93V108L95 109V112L99 113L97 110L100 109L99 111H104V113H107L106 110L103 109V107H101V106H98L97 108H96ZM104 107H105V106H104ZM106 107H105V109H106ZM114 107H115V106H114ZM2 108H3V107H2ZM4 108H5V107H4ZM4 108H3V109H4ZM10 108H11V107H10ZM19 108H20V107H19ZM26 108H27V107H26ZM41 108H42V106H41ZM43 108H44V107H43ZM82 108H83V110L81 111ZM84 108H86V109H84ZM93 108H92V109H93ZM109 108H110V107H109ZM111 108H110V109H111ZM116 108H117V107H116ZM128 108H129V107H128ZM136 108H135V109H136ZM146 108H147V107H146ZM148 108H149V107H148ZM150 108H151V107H150ZM28 109H30V108H28ZM32 109H33V107H32ZM48 109H49V108H48ZM94 109H93V110H94ZM96 109H97V110H96ZM118 109H119V108H118ZM131 109H130V112H131ZM135 109H134V110H135ZM6 110H7V109H6ZM6 110H5V111H6ZM43 110H44V109H43ZM46 110H47V109H46ZM90 110H91V109H90ZM107 110L109 111V109H107ZM111 110H112V109H111ZM111 110H110V111H111ZM124 110H125V109H124ZM127 110H128V109H127ZM7 111H8V110H7ZM22 111H23V110H22ZM34 111H35V110H34ZM39 111H40V110H39ZM80 111H81V112H84V113H83V116H82V115H79V114L81 113ZM91 111H92V110H91ZM119 111H121V110L119 109ZM125 111H126V110H125ZM128 111H129V110H128ZM32 112H33V111H32ZM35 112H36V111H35ZM44 112H45V111H44ZM49 112H48V113H49ZM64 112H66V113H64ZM87 112H88V111H87ZM87 112H86V113H87ZM89 112H90V111H89ZM89 112H88V113H89ZM111 112H112V111H111ZM130 112H129V113H130ZM3 113H4V111H3ZM23 113H25V112H22V114H23ZM41 113H42V112H41ZM91 113H93V112H91ZM91 113H90V114H91ZM101 113L104 114L103 112H101ZM108 113H110V112H108ZM108 113H107V114H108ZM112 113H113V112H112ZM112 113H111V114H112ZM119 113H121V112H119ZM122 113H124V112H122ZM11 114H13V113H11ZM25 114H26V113H25ZM39 114H40V112H39ZM43 114H45V113H43ZM46 114H47V113H46ZM63 114H64V115H63ZM114 114H115V113H114ZM8 115H9V114H8ZM15 115H16V113H15ZM88 115H89V114H88ZM95 115L98 116V114L94 113V117H96V118H94V119H97V118L100 117V116H104V115L99 114L100 116L97 117V116H95ZM117 115H118V114H117ZM117 115H116V118H119V119H120V120L118 119V120H119V123H121L120 121H121V118H122V117H121V118H120V117H117ZM125 115H126V114H125ZM125 115H123V116L125 117ZM131 115H133V114H131ZM131 115H130V116H131ZM6 116H7V115H6ZM6 116H5V117H6ZM79 116H80V118H79ZM81 116H82V118H81ZM90 116H92V115H90ZM105 116H106V115H105ZM118 116H120V114H119ZM126 116H127V115H126ZM128 116H129V115H128ZM128 116H127V117H128ZM130 116H129V117H130ZM9 117H10V116H9ZM13 117H14V116H13ZM18 117H19V116H18ZM24 117H26V116H24ZM44 117H47V116H44ZM127 117H125V118H127ZM132 117H134V116H132ZM132 117H131V119H132ZM2 118H3V117H1V119H2ZM21 118H22V117H21ZM59 118H60V117H59ZM92 118H93V117H91L90 119L92 120ZM116 118H115V119H116ZM1 119H0V121H1ZM4 119H5V118H4ZM11 119H13V118H12V115H11ZM26 119H27V117H26ZM65 119H66V118H64V120H65ZM67 119H68V116H67ZM67 119H66V120H67ZM87 119H88V120H87ZM94 119H93V120H94ZM98 119H99V118H98ZM101 119H102V118H101ZM113 119H114V118H113ZM5 120H6V119H5ZM93 120L91 121L92 123L94 122ZM99 120H100V119H99ZM109 120H110V119H109ZM118 120H117V121H118ZM7 121H8V120H7ZM17 121H18V120H17ZM85 121H84V122H85ZM114 121H115V120H114ZM122 121H123V118H122ZM126 121L128 122L127 119H126ZM181 121H182V120H181ZM4 122H5V121H4ZM4 122H3V123H4ZM22 122H23V121H22ZM91 122H90V123H91ZM115 122H116V121H115ZM131 122H132V121H131ZM5 123H6V122H5ZM9 123H10V122H9ZM18 123H19V122H18ZM35 123H38V124H35ZM90 123H89V127L91 126ZM95 123H99V121L96 122V120H95ZM95 123L93 124V126L95 125ZM129 123H130V121H129ZM129 123H128V124H129ZM6 124H7V123H6ZM80 124H82V125H81L82 127H80V128H83L82 133H80V132L78 131V130H79V127H78V126H79ZM0 125H1V122H0ZM97 125H98V124H96V127L94 126L95 129H96V132H98V131H97ZM115 125H116V124H115ZM119 125H120V124H119ZM121 125H122V124H121ZM130 125H131V124H130ZM3 126H4V124H3ZM3 126H2V127H3ZM21 126H22V125H21ZM23 126H25V124H23ZM37 126H36V127H37ZM4 127H5V128H4ZM4 127H3V129H5V130L7 129L6 131L9 132V133H8V132H7V133L10 134L11 137H12V136H13V137H16V136L18 135V129H17L14 125H12V124H11V125H10V124H7V125L4 126ZM118 127H119V126H118ZM122 127H123V126H122ZM127 127H128V126H127ZM23 128H24V127H23ZM90 128H91V127H90ZM105 128H106V129H104V130L107 131V134L105 133L106 131H103V133H102V132H101V133H102V134H105L106 136H107L108 134L111 135L113 131L109 132V130H110L109 128H110V127H109V128H108V127H105ZM114 128H117V127H114ZM124 128H125V127H124ZM33 129H34V128H33ZM92 129H94V128H92ZM108 129H109V130H108ZM122 129H123V128H122ZM80 130H81V129H80ZM84 130H85V131H84ZM98 130H99V129H98ZM1 131H2V130H1ZM6 131H3V132L5 133ZM31 131H32V133H31ZM37 131H38V130H37ZM47 131H46V132H47ZM87 131H89V130H87ZM99 131H100V130H99ZM117 131H118V130H117ZM121 131H122V130L119 129V132H121ZM3 132H1V133H3ZM22 132H23V131H22ZM22 132H21V134H22ZM123 132H124V131H122L121 133H123ZM7 133H6V134H7ZM24 133H25V132H24ZM44 133H45V132H44ZM85 133H86V132H85ZM88 133H89V132H88ZM90 133H91V132H90ZM184 133H186L185 130H184ZM86 134H87V133H86ZM125 134H126V133H125ZM133 134H134V133H133ZM188 134H189V133H188ZM2 135H3V134H2ZM19 135H20V134H19ZM24 135H25V134H24ZM44 135L46 136L47 134H44ZM96 135H99V134L96 133ZM117 135H118V134H117ZM119 135L122 136V135H124V134H119ZM128 135H129V134H127V135H125V136L128 137ZM189 135H191V134H189ZM6 136H7V135H6ZM102 136L104 137V135H102ZM106 136H105V137H106ZM120 136H119V137H120ZM131 136H132V135H131ZM131 136H129V138H130ZM133 136H134V135H133ZM186 136H187V135H186ZM18 137H19V136H18ZM89 137H93V135H92V136H89ZM108 137H110V136L108 135ZM122 137H123V136H122ZM189 137H190V136H189ZM4 138H5V137H4ZM4 138H3V139H4ZM20 138H21V137H20ZM45 138H46L47 140L50 139L49 137H48V138L45 137ZM106 138H107V137H106ZM186 138H187V137H186ZM186 138H185V139H186ZM8 139H9V138H8ZM107 139H108V138H107ZM11 140H12V139H11ZM14 140L16 141V139H14ZM17 140H18V139H17ZM26 140H28V139H26ZM31 140H32V139H31ZM89 140H90V139H89ZM93 140H94V139H93ZM132 140H133V139H132ZM189 140H191V138H190ZM0 141H1V140H0ZM8 141H9V140H8ZM51 141H52V140H51ZM91 141H92V140H91ZM108 141H109V139H108ZM185 141H187V140H185ZM5 142H6V141H5ZM18 142H19V141H18ZM45 142H46V141H45ZM10 143H11V142H10ZM14 143H15V142H14ZM14 143H13V144H14ZM19 143H20V142H19ZM35 143H36V142H35ZM40 143H41V142H40ZM40 143L37 144V146H41ZM82 143H83V142H82ZM84 143H85V142H84ZM0 144H1V146H3V145H2L3 143H0ZM4 144H5V143H4ZM5 145H6V144H5ZM5 145H4V146H5ZM51 145H52V144H51ZM83 145H84V144H83ZM85 145H86V144H85ZM1 146H0V147H1ZM10 146H11V145H10ZM27 146H28V145H27ZM42 146H43V143H42ZM21 147H22V146H21ZM43 147H44V146H43ZM83 147H84V146H83ZM2 148L5 149L4 147H2ZM29 148H30V147H29ZM77 148H78V147H77ZM38 149H39V148H38ZM50 149H51V147H50ZM80 149H81V144H80ZM0 150H1V149H0ZM16 150H17V149H16ZM52 150H53V149H52ZM54 150H56V149H54ZM54 150H53V151H54ZM64 150H65V151H64ZM77 150H79V149H77ZM82 150H83V149H82ZM34 151H35V150H34ZM66 151H67V152H66ZM2 152H3V151H2ZM2 152H0V154H1ZM18 152H19V151H18ZM26 152H27V151H26ZM49 152H50V151H49ZM60 152H61V150H60ZM63 152H65V153H63ZM74 152H76V150L72 151L73 154H74ZM3 153H4V152H3ZM5 153H6V152H5ZM5 153H4V154H5ZM31 153H32V152H31ZM58 153H59V151H58ZM72 153H71V154H72ZM28 154H29V153H28ZM35 154H36V153H35ZM38 154H39V153H38ZM38 154H37V155H38ZM40 154H41V153H40ZM44 154H45V153H44ZM55 154H56V151H55ZM71 154H70V155H71ZM73 154L71 155L72 157L75 155V154H74V155H73ZM1 155H2V154H1ZM20 155H21V154H20ZM20 155H19V156H20ZM45 155H46V154H45ZM45 155H44V156H45ZM47 155H48V153H47ZM47 155H46V156H47ZM50 155H51V154H50ZM59 155H60V154H59ZM191 155H192V158L195 157V156H196V157L193 159V161L190 160V161H192V162L189 161L190 163L187 164V167H185V168L190 167L189 169H187V171H185V170H186L185 168L183 169V171H185V173L183 174V177L180 176V178H182V179L185 178V175H186V174H187V175H188V174L190 175V173H191L192 171H193L192 173L196 172V168H197L198 165H199V162H198V161L201 160L200 158L197 157V155H194V156H193V154H191ZM19 156H18V157H19ZM21 156H22V155H21ZM27 156H28V155H27ZM31 156H33V155H30V157H31ZM35 156H36V155H35ZM46 156H45V157H46ZM51 156L53 157V155H51ZM51 156H50V157H51ZM71 156H70V157H71ZM0 157H1V156H0ZM24 157H25V160H24V158L22 157V158H23V161H24V162L26 161L25 163H27V160H26L27 157H26V155H24ZM28 157H29V156H28ZM30 157H29V158H30ZM36 157H37V156H36ZM36 157H34V158H36ZM45 157H44V159H45ZM47 157H49V156H47ZM50 157H49V160L51 159ZM54 157H56V156H54ZM62 157H63V156H58V155H57V157L55 158V159H57V161H56L54 158H52V160H54V161H56V162H59V165H60V167H61L60 169H62V173H61V171H60L61 174H64V172H63V169H64V171H66V172H65L66 174H67V172L70 173V175H69V173L67 174V175L69 176L70 180H71V176L73 175L74 177L72 176V178H73L72 181H74V179H75L74 182H77L76 180H77V178L79 177V175H78V176H77V175L75 176V173H74V174L71 173L72 170H70V168H71V167H69L70 164H69V166L67 165V164L69 163V161H68V163H66V165H67L69 168L63 166L64 163L67 162V159H68V160L70 159V157H69V156H68V158H67V157H64V158H67V159H66V161H65L63 164H61V163L64 161V159H63V161H62V159H61ZM84 157H85V156H84ZM10 158H11V157H10ZM15 158H16V157H15ZM31 158H32V157H31ZM31 158H30V159H31ZM38 158H40V157H38ZM184 158H185V157H184ZM192 158H191V159H192ZM19 159H20V158H19ZM30 159H29V160H30ZM36 159H37V158H36ZM41 159H42V157H41ZM41 159H40V161H41ZM187 159H188V158H187ZM21 160H22V159H21ZM31 160L34 161V159H31ZM60 160L62 161L61 163H60ZM1 161H2V159H1ZM6 161H7V160H6ZM6 161H5V162H6ZM23 161H21V162L23 163ZM38 161H39V159H38ZM42 161H43V159H42ZM46 161H47V160L45 159V162H46ZM54 161H53V163L55 164ZM71 161H72V160H71ZM180 161H181V160H180ZM182 161H183V159H182ZM182 161H181V162H182ZM184 161H185V159H184ZM186 161H187V160H186ZM28 162H29V161H28ZM49 162H50V161H49ZM51 162H52V161H51ZM181 162H179V163H181ZM36 163H37V162H36ZM36 163H35V164H36ZM38 163H39V162H38ZM41 163H42V162H41ZM43 163H44V162H43ZM53 163H50V164H53ZM200 163H201V162H200ZM28 164H29V163H28ZM32 164H33V162H32ZM32 164H31V165H32ZM35 164H34L33 166H35ZM183 164H184V163H182V165H183ZM185 164H186V163H185ZM185 164H184V165H185ZM190 164H191V165H190ZM21 165H24V164H21ZM39 165H40V164H39ZM39 165H38V166H39ZM46 165H47V163H46ZM59 165L57 164V166H59ZM180 165H181V164H179V166H180ZM182 165H181L180 167L183 168L184 165H183V166H182ZM188 165H190V166H188ZM2 166H3V165H2ZM9 166H10V165H9ZM29 166H30V165H29ZM33 166H32V167H33ZM38 166H37V168H38ZM42 166H45V164L42 165ZM42 166H40V171H41V167H42ZM54 166H56V165H54ZM71 166H74V165H71ZM185 166H186V165H185ZM10 167H11V166H10ZM12 167H13V166H12ZM27 167H28V166H27ZM46 167H47V166H46ZM28 168H29V167H28ZM30 168H31V167H30ZM33 168H34V167H33ZM33 168H32V169H33ZM37 168L35 167L34 169H37ZM42 168H43V167H42ZM49 168H50V166H49ZM57 168H58V167H57ZM73 168H74V167H73ZM73 168H72V169H73ZM1 169L4 171L3 168H1ZM5 169H6V168H5ZM11 169H12V168H11ZM23 169H24V168H23ZM51 169H53V168H51ZM179 169H180V171H181V168H179ZM7 170H8V169H7ZM16 170H17V169H16ZM29 170L31 171V169H29ZM42 170H43V169H42ZM11 171H12V170H11ZM30 171H28V174H29ZM33 171H34V173H33ZM33 171H32L31 173L34 174V177H35V176H38V178H41V177H39L41 174H39V175L36 174V173H38L39 168H38V171H36V170H33ZM51 171H52V170H51ZM54 171H55V170L53 169L52 172L54 173ZM56 171H57V170H56ZM58 171H59V170H58ZM74 171H75V169H74ZM74 171H73V172H74ZM85 171H86V170H85ZM190 171H191V172H190ZM1 172H2V171H1ZM19 172H21V171H19ZM19 172H18V173H19ZM188 172H190V173H188ZM4 173H5V172H4ZM12 173H13V172H12ZM18 173H16L17 176H18L19 174H22V173H19V174H18ZM24 173H25V172H24ZM31 173H30V174H31ZM42 173L44 174L45 171H43ZM53 173H52V174H53ZM56 173H57V172H56ZM179 173H180V172H179ZM7 174H8V173H7ZM14 174H15V172L13 173V175H14ZM16 174L14 175L15 178L17 177ZM32 174L29 175L30 178H31ZM58 174H59V173H58ZM71 174H72V175H71ZM180 174H181V173H180ZM180 174H179V175H180ZM177 175H178V174H177ZM187 175H186V177H187ZM189 175H188V176H189ZM9 176H10V174H9ZM9 176H7L8 179H6V180H9ZM44 176H45V175H44ZM52 176H54V178H55V177L57 176V174H56V176H55V173H54V175L47 176V173H46V177H47V178L49 177V180H48V179H44L45 177H44V178L42 177V178H43L44 181H47V180H48V181H51V180H50V179H51L50 177H52ZM84 176H85V175H84ZM11 177H12V176H10V178H11ZM14 177H13V180H14ZM19 177H22V176L20 175ZM32 177H33V176H32ZM57 177H58V176H57ZM59 177H60V175H59ZM59 177H58V178H59ZM64 177H65V176H64ZM75 177H76V178H75ZM5 178H6V177H5ZM54 178H53V179H54ZM65 178H66V177H65ZM84 178H86V177H84ZM3 179H4V178H3ZM3 179H1V180H3ZM16 179H17V178H16ZM16 179H15V180H16ZM21 179H22V178H21ZM31 179H32V178H31ZM33 179H35V178H33ZM67 179H68V178H67ZM18 180H19V179H18ZM22 180H23V179H22ZM22 180H21V181H22ZM40 180H41V179H40ZM57 180H59V179H57ZM63 180H64V179H63ZM68 180H69V179H68ZM78 180H81V178H78ZM180 180H181V179H180ZM184 180H185V181H188L187 179H184ZM184 180H183V181H184ZM4 181H5V179H4ZM11 181H12V178H11V180H10L9 182H11ZM23 181L25 182V180H23ZM32 181H34V180H32ZM37 181H38V180H37ZM41 181H42V180H41ZM41 181H38L39 183H38V182L36 183V181H35V183L37 184V186H38V184L41 185V184H40ZM44 181H42V184H43L44 186H45V184L50 183V182L47 181V183L45 182V184H44V183H43ZM55 181H56V180H55ZM61 181H62V179H61ZM66 181H67V180H66ZM82 181H83V180H82ZM181 181H182V180H181ZM185 181H184V182H185ZM2 182H3V181H1V184H2ZM9 182H6V184L9 183ZM12 182H13V181H12ZM15 182H16V181H15ZM24 182H23V183H24ZM27 182H28V181H27ZM53 182H54V181H53ZM57 182H58V181H57ZM67 182H68V181H67ZM85 182H87V181L85 180ZM85 182H81V181H80V184L82 183V185L84 186V189H85V187H86ZM17 183H19V181H17ZM17 183H15V184L17 185ZM21 183H22V182H21ZM51 183H52V182H51ZM77 183H79V181H78ZM77 183H76V184H77ZM83 183H84L85 185H84ZM87 183H88V182H87ZM59 184H61L60 181H59ZM65 184H66V183H65ZM74 184H75V183H74ZM80 184H77L78 186H75V187H76V190H77V188L79 187ZM179 184L181 185L182 182L180 183V181H179ZM184 184H185V183H184ZM25 185L27 186L28 189H30L26 183H25ZM30 185H31V184H30ZM48 185H49V184H48ZM54 185H55V182H54ZM54 185H50V186H48V187H51V189H52V186H54ZM87 185H88V184H87ZM185 185H186V184H185ZM1 186H4V184L1 185ZM5 186H6V185H5ZM8 186L11 187L12 185L10 186L9 184H7V187H8ZM14 186H15V185H13V186L10 188L11 190L8 189V188H6V187H5V189L10 190V191H8V192H12V193H10V194L15 195V193H17L16 189L18 190V189H20L21 187H23V185L20 186V184H18V186H15V187H19V188H16L15 191H13V190H14ZM66 186H67V184H66ZM69 186H70V185H69ZM71 186H72V183H71ZM83 186H82V187H83ZM88 186H89V185H88ZM178 186H179V185H178ZM181 186H182L183 188H185L183 184H182ZM38 187H39V186H38ZM41 187H42V189H44V190H43V193H44V194H42V195L45 196V194H47L48 192H49L50 194H52V193L50 192V189H47L48 192L45 193V192H44V191H45V187H43L42 185H41ZM41 187H39L38 189H41ZM48 187H47V188H48ZM63 187H64V186H63ZM182 187H181V188H182ZM12 188H13V190H12ZM27 188H26V190L29 191ZM53 188L55 189V187H53ZM67 188H68V186H67ZM71 188H73V187H71ZM87 188H88V187H87ZM23 189H24V188H23ZM73 189H75V188H73ZM73 189H72V190H73ZM78 189H79V188H78ZM21 190H22V188L20 189V191H21ZM30 190H32V189H30ZM80 190H81V189H79L78 191H80ZM89 190H90V189H89ZM89 190H85V191L90 193ZM22 191H23V190H22ZM41 191H42V190H41ZM53 191L55 192L56 190H53ZM63 191H64V190H63ZM85 191H83V192H85ZM3 192H4V191H3ZM3 192H2V193H3ZM56 192L59 193V191H56ZM74 192H75V191H74ZM18 193H19V191H18ZM18 193H17V195H18ZM25 193H26V192H25ZM29 193H30V192H29ZM38 193H40V192H38ZM38 193L36 192V194H38ZM49 193H48V194H49ZM58 193H56V194H57V195L55 196L56 199L59 198V197L61 196V195L59 196ZM68 193H69V192H68ZM68 193H67V195H68ZM71 193H72V191H71ZM80 193H81V192H80ZM89 193H88V194H89ZM10 194H8V196H9ZM19 194H20V193H19ZM21 194H23V192H22ZM26 194H28V193H26ZM30 194H32V193H30ZM30 194H29V195H30ZM34 194H35V193H34ZM54 194H55V193H54ZM59 194H60V193H59ZM78 194H79V193H78ZM86 194H87V193H86ZM1 195H2V194H1ZM3 195H4V193H3ZM5 195H6V193H5ZM13 195H10V196H12V198H13ZM17 195H16V196H17ZM38 195H39V194H38ZM67 195H66V196H67ZM70 195H71V194H70ZM73 195H76V193H74ZM10 196H9V197H10ZM16 196H14V199L16 198ZM18 196H19L18 198H19V200H20V199H21V198H20V195H18ZM23 196H24V195H23ZM23 196H22V197H23ZM25 196H26V195H25ZM36 196H37V195H36ZM44 196H43V197H44ZM47 196H48V197H47ZM57 196H58V197H57ZM62 196H63V195H62ZM6 197H7V196H6ZM29 197H31V196H29ZM29 197H28V198H29ZM34 197H35V196L32 197L33 200H31L32 198L30 199L32 202H33L38 196L35 197V198H34ZM43 197H42V198H43ZM46 197H47V198L50 197V198H51V199H50V200H51V203H53V204L56 203V204L59 206L60 203L58 204L57 201H56L55 199H54L55 202H54V200L52 201L53 194H52V196L46 195ZM55 197H54V198H55ZM70 197H71V196H70ZM72 197H73V196H72ZM81 197H82V196H81ZM10 198H11V197H10ZM10 198H9V199H10ZM18 198H17L16 200H18ZM24 198H25V197H24ZM26 198H27V196H26ZM28 198H27V200H28ZM40 198H41V196H39V199H40ZM47 198H46V199H47ZM75 198H77V196H76ZM59 199H60V198H59ZM67 199H68V198H67ZM71 199H72V198H71ZM80 199H81V198H80ZM1 200H2V198H1ZM1 200H0V201H1ZM4 200H5V199H4ZM12 200H13V199H12ZM21 200H22V199H21ZM27 200H26V201H27ZM41 200H42V199H41ZM41 200H40V201H41ZM50 200H47V201H50ZM57 200H58V199H57ZM63 200H64V199H63ZM75 200H76V199H75ZM87 200H88V197H87ZM5 201H6V200H5ZM8 201H9V200H8ZM8 201H7V204L10 203V202H8ZM10 201H11V200H10ZM36 201L39 202L38 199H37ZM42 201H43V200H42ZM44 201H45V200H44ZM44 201H43V203H44ZM58 201H60V200H58ZM61 201H62V199H61ZM72 201H73V200H72ZM79 201H80V200H79ZM83 201H84V200H83ZM85 201H86V198H85ZM3 202H4V201H3ZM3 202H2V204H3ZM11 202H12V201H11ZM13 202H14V200H13ZM15 202H16V201H15ZM29 202H30V201H27L26 204L29 203ZM68 202H69V201H68ZM76 202H77V200H76ZM87 202H89V201H87ZM4 203H5V202H4ZM22 203H24V202H22ZM43 203H41V204L38 203V205H42ZM47 203H48V202H47ZM62 203H64V202H62ZM62 203H61V204H62ZM69 203H71V202H69ZM77 203H78V202H77ZM0 204H1V203H0ZM2 204H1V205H2ZM5 204H6V203H5ZM26 204H25V203H24V205H23V204H17L16 208L18 207V205H20V206L23 205V206H25L24 208L27 207V208L25 209V210H27V209H28V205L31 206V205L34 204V203H32V204L30 203V204H28V205H26ZM44 204L46 205V203H44ZM44 204H43V205H44ZM49 204H50V202H49ZM61 204H60V205H61ZM64 204H65V203H64ZM87 204H88V203H87ZM10 205H11V204H10ZM12 205H13V204H12ZM12 205H11V206H12ZM57 205H55V206H56V209H58V208L61 207V206H60V207H57ZM76 205H77V204H76ZM76 205H75V206H76ZM85 205H86V204H85ZM7 206H8V205H7ZM30 206H29V209L32 208V207H30ZM35 206L37 207L36 202H35ZM53 206H54V205H53ZM64 206H65V205H64ZM68 206H69V205H68ZM68 206H67V207H68ZM77 206H78V205H77ZM79 206H80V204H79ZM86 206H89V205H86ZM86 206H85V207H86ZM4 207H5V205H4ZM8 207H9V206H8ZM8 207H7V208H8ZM13 207H14V206H13ZM21 207H22V206H21ZM39 207H40V206H38V208H39ZM49 207H50V205H49ZM49 207H48V208H49ZM65 207H66V206H65ZM65 207H63V204H62L61 209H62V208H65ZM81 207H82V205H81ZM7 208H6V209H7ZM14 208H15V207H14ZM24 208H23L22 212L25 211ZM51 208H52V207H51ZM53 208H54V207H53ZM53 208H52V209H53ZM88 208H89V207H88ZM88 208L85 209V212H84V213L87 214ZM3 209H4V208H3ZM6 209H5V211H4L3 213H4V214H7V216H8L9 213H5V212H6ZM17 209H19V208H17ZM29 209H28V210H29ZM13 210H14V209H13ZM15 210H16V209H15ZM28 210H27L25 213L29 212ZM47 210H48V209H47ZM58 210H59V209H58ZM1 211H2V209H1ZM9 211H12V208H11V210H9ZM31 211H33V210L31 209V210H30V213H31ZM7 212H8V211H7ZM18 212H19V211L17 210L16 213H18ZM3 213H1V214H3ZM14 213H15V211H14ZM30 213H29V215L31 216L32 213H31V214H30ZM11 215H12V214H11ZM27 215H28V214H26L25 216H27ZM29 215H28V216H29ZM33 215H34V214H33ZM33 215H32V217H34ZM0 216H1V215H0ZM17 216H18V215H17ZM28 216H27V217H28ZM30 216H29V217H30ZM5 217H6V215H5ZM11 217H12V216H10V218H11ZM15 217H16V216H15ZM19 217H21V216H19ZM19 217H17V218H19ZM29 217H28V220H29ZM32 217H31V219H30L29 221L27 220V221H28L29 223H31V224L33 223V220H35V218H36V217H35V218L33 219ZM83 217H85V216H83ZM2 218H3V217H2ZM6 218H7V217H6ZM6 218H4V219H6ZM10 218H9V219H10ZM17 218H16V219H17ZM21 218H22V217H21ZM23 218H26V217L23 216ZM4 219H3V220H4ZM0 220H1V219H0ZM19 220H20V219H19ZM31 220H32V222H31ZM4 221H5V220H4ZM10 221H12V220H10ZM10 221H9V222H10ZM17 221H18V220H17ZM84 221H85V219H84ZM7 222H8V220H7ZM9 222H8V223H9ZM12 222H13V221H12ZM19 222H20V221H19ZM19 222H17V223H19ZM21 222H22V221H21ZM23 222H24V221H23ZM34 222H36V221H34ZM8 223H7V224H8ZM13 223H15V221H14ZM24 223H25V222H24ZM2 224H4V222H3ZM9 224H10V223H9ZM11 224H12V223H11ZM33 224H34V223H33ZM20 225H21V224H20ZM5 226H6V225H5ZM12 226L16 228V226H15L14 224H13ZM18 226H19V225H18ZM21 226H22V225H21ZM21 226H20V227H21ZM13 227H12V228H13ZM27 227H29V225H28ZM15 228H14V230H15ZM24 228H25V227H24ZM6 229H7V228H6ZM9 229H11V228H9ZM16 229H19V227L16 228ZM21 229H22V228H21ZM11 231H12V233H13V230H11ZM15 231H16V230H15ZM17 231H18V230H17ZM25 231H26V230H25ZM8 232L10 233V231H8ZM18 232H19V231H18ZM21 232H22V231H21ZM21 232H20V233H21ZM24 233H25V232H24ZM7 234H8V233H7ZM1 235H2V234H1ZM15 235H16V234H15ZM18 235H19V233H18ZM18 235H17V236H18ZM20 235H21V234H20ZM13 236H14V235H13ZM17 236H16V237H17ZM5 237H6V236H5ZM1 238H2V237H1ZM1 238H0V239H1ZM24 238H25V237H24ZM5 239H6V238H5ZM2 241H4V240L2 239ZM17 241H18V239H17ZM26 241H27V240H26ZM30 242H31V241H30ZM33 242H34V241H33ZM26 243H27V242H26ZM37 243H38V242H37ZM1 244H2V243H1ZM17 244H18V242H17ZM20 244H21V242H20ZM29 244H30V243H29ZM3 246H4V245H3ZM23 246H24V245H23ZM6 247H8V246H6ZM6 247H5V248H6ZM21 247H22V246H21ZM21 247H20V248H21ZM9 249L12 250V248H8V251H9ZM22 249H23V247H22ZM0 250H1V249H0ZM4 250H5V249H4ZM13 250H15V249H13ZM23 250H24V249H23ZM31 250H32V248H31ZM6 251H7V250H6ZM19 251H22V250H19ZM2 252H3V251H2ZM2 252H1V253H2ZM4 252H5V251H4ZM23 252H24V251H23ZM31 252H32V251H31ZM5 254H6V253H5ZM12 254H13V253H12ZM15 254H16V253H15V251H14V255H11V254H10L11 256H9V255H3V256H2L3 262H4V260H5L6 262L8 261V262L10 263V262H12V260H14V259L16 258V260H18V261L21 262L22 264H28L29 262L31 263V261L33 260V259L29 258V257H30L29 254L27 255L28 257H26V255L23 256V255H19V254H18V255H15ZM31 254H32V253H31ZM39 257H40V256H39ZM39 257H38V258H39ZM38 258H37V259H38ZM30 260H31V261H30ZM42 260H43V259H42ZM0 261H1V260H0ZM18 261H17V262H18ZM35 261H36V260H35ZM38 262L40 263L39 259H38ZM13 263H14V261H13ZM1 264H2V263H1ZM6 264H7V263H6ZM14 264H15V263H14ZM16 264H19V263H16ZM33 264H34V263H33ZM36 264H37V263H36Z\"/></svg>", "mask_w": 264, "mask_h": 264}]
</instances>
